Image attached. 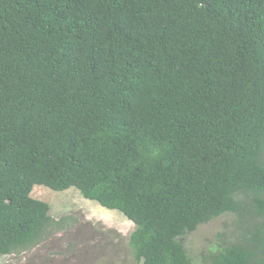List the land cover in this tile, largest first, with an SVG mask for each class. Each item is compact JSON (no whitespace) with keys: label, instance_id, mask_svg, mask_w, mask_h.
Masks as SVG:
<instances>
[{"label":"trees","instance_id":"obj_1","mask_svg":"<svg viewBox=\"0 0 264 264\" xmlns=\"http://www.w3.org/2000/svg\"><path fill=\"white\" fill-rule=\"evenodd\" d=\"M35 186L135 224L138 264L237 220L202 264H264V0H0V258L62 230Z\"/></svg>","mask_w":264,"mask_h":264},{"label":"rangeland","instance_id":"obj_2","mask_svg":"<svg viewBox=\"0 0 264 264\" xmlns=\"http://www.w3.org/2000/svg\"><path fill=\"white\" fill-rule=\"evenodd\" d=\"M31 196L48 203L51 217L62 223L36 248L1 257L0 264H138L129 245L135 224L117 210L88 200L74 189L56 192L35 186ZM237 218L225 214L201 225L184 238L194 264L223 231L231 232Z\"/></svg>","mask_w":264,"mask_h":264}]
</instances>
